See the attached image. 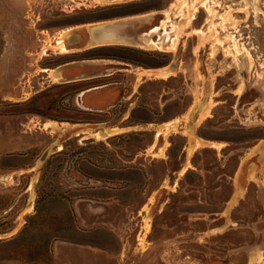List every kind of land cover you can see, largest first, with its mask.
Masks as SVG:
<instances>
[{
	"label": "rangeland",
	"instance_id": "1",
	"mask_svg": "<svg viewBox=\"0 0 264 264\" xmlns=\"http://www.w3.org/2000/svg\"><path fill=\"white\" fill-rule=\"evenodd\" d=\"M0 264H264V0H0Z\"/></svg>",
	"mask_w": 264,
	"mask_h": 264
},
{
	"label": "crops",
	"instance_id": "2",
	"mask_svg": "<svg viewBox=\"0 0 264 264\" xmlns=\"http://www.w3.org/2000/svg\"><path fill=\"white\" fill-rule=\"evenodd\" d=\"M106 28L100 27L98 30L93 31V39L96 41H108V40H115L111 37V33L108 32L106 36L104 33ZM103 34V37H101ZM100 38L98 39L97 37ZM97 45H104V43H100ZM121 42H127L122 41ZM154 43V42H153ZM99 48H107V49H114L115 46H107V47H92L90 45L81 46L76 50L75 54H82L85 52H89L92 50H96ZM91 58L81 59L80 64L73 65L74 66H81L79 69H74L75 71H71L68 73L67 66H64L62 70L59 72V77L61 78L60 88L63 89L65 95L71 94L74 95L73 99H75L76 107L72 109V112L78 114L81 110L85 111H102L101 109L105 107H110L113 105L112 98L115 96L117 88L115 87L118 85L117 81L115 80L119 74V70L117 69V64L120 63H113L115 59L113 58H105L104 67L102 63H96L89 67L86 65L85 61ZM100 62V60H92ZM106 64H108L106 66ZM108 72H103L106 70ZM104 68V69H103ZM100 80H104L106 82L98 83ZM93 83V84H92ZM131 117V116H130ZM131 124V123H130ZM159 136V135H157Z\"/></svg>",
	"mask_w": 264,
	"mask_h": 264
},
{
	"label": "water",
	"instance_id": "3",
	"mask_svg": "<svg viewBox=\"0 0 264 264\" xmlns=\"http://www.w3.org/2000/svg\"><path fill=\"white\" fill-rule=\"evenodd\" d=\"M200 109H201V108H200ZM200 109H197V110L193 113V115H192V117H191V121H193V120L196 118V116L198 115ZM53 145H55V143H52V144H51V146H53ZM51 146L48 147V148L45 150V152L42 154V156H41L40 159H39V163H42V161H44V159L47 157L49 151L51 150Z\"/></svg>",
	"mask_w": 264,
	"mask_h": 264
},
{
	"label": "bare ground",
	"instance_id": "4",
	"mask_svg": "<svg viewBox=\"0 0 264 264\" xmlns=\"http://www.w3.org/2000/svg\"><path fill=\"white\" fill-rule=\"evenodd\" d=\"M157 30V28L153 29V31Z\"/></svg>",
	"mask_w": 264,
	"mask_h": 264
}]
</instances>
